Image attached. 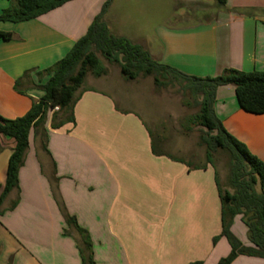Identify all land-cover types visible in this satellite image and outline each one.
I'll list each match as a JSON object with an SVG mask.
<instances>
[{"label": "crops", "instance_id": "obj_1", "mask_svg": "<svg viewBox=\"0 0 264 264\" xmlns=\"http://www.w3.org/2000/svg\"><path fill=\"white\" fill-rule=\"evenodd\" d=\"M106 1L72 0L29 21H0V32L13 35L0 37L2 117H22L44 96L33 85L45 84L50 75L36 72L70 52ZM10 5L0 0V15ZM105 20L113 34L190 76L264 71V0H114ZM30 70L35 71L22 79L26 93L21 94L16 81ZM105 79L86 80L75 125L52 129L50 114V154L31 131L19 173L20 202L9 210L17 198L13 191L1 208L0 264H82L52 195L53 162L69 213L92 237L96 264H218L231 246L225 237L213 243L222 232L215 169L193 170L187 161L156 156L154 119L149 123L138 109L123 108L120 102L127 104L129 97L106 89L112 86ZM214 108L227 131L264 162V114L241 109L233 85L219 87ZM14 146L0 135V187ZM232 232L252 245L242 215ZM232 264H264V259L239 256Z\"/></svg>", "mask_w": 264, "mask_h": 264}, {"label": "trees", "instance_id": "obj_2", "mask_svg": "<svg viewBox=\"0 0 264 264\" xmlns=\"http://www.w3.org/2000/svg\"><path fill=\"white\" fill-rule=\"evenodd\" d=\"M11 5L0 15V21L24 22L47 14L72 0H8ZM114 0H107L100 14L95 18L87 33L80 38L70 52L54 66L36 72L38 77L50 75L45 84H34L33 87L44 91V96L33 101L30 110L22 117L6 119L0 115V135L14 141L15 146L9 159L6 182L0 187L1 208L7 197L17 192L9 210H13L20 202L19 173L25 164L29 150V135L34 130L35 138L41 148L48 150L49 135L46 128L50 114L52 129H60L68 123L76 124L75 107L84 89L83 85L89 73L101 77L107 73L98 53L111 64L120 68L126 81L153 77L158 88L179 84L183 91L193 95V102L199 113L189 120L194 127H201V144L206 147L207 163L202 166L187 164L184 160L165 154L157 148L153 140V153L156 156H167L176 162L187 164L190 169L204 170L209 165L215 169L216 182L221 199L222 232L213 243L220 238H227L230 254L222 258L218 264H232L239 256H250L264 259V162L252 154L248 147L230 134L222 121L217 117L214 104L217 90L221 86H235L238 103L244 111L264 114V71L242 72L228 69L217 77L199 78L187 75L180 70L154 59L142 45L132 40L117 36L110 30L105 16ZM225 4V0H218ZM0 37L10 40L13 35L0 32ZM33 71H27L16 81L15 89L25 94L22 79ZM56 108H58L56 110ZM191 126V127H192ZM191 130V128L189 127ZM224 152L230 157V190L223 189L215 167V155ZM53 198L65 219L66 236L74 238L79 249L82 264H96L93 251V240L89 232L82 228L77 218L68 211L60 191V177L57 166L53 162V171L49 176ZM242 215L248 228V239L251 246L244 245L232 232L235 218ZM72 230L77 233L73 236ZM191 264H203L202 261Z\"/></svg>", "mask_w": 264, "mask_h": 264}, {"label": "rangeland", "instance_id": "obj_3", "mask_svg": "<svg viewBox=\"0 0 264 264\" xmlns=\"http://www.w3.org/2000/svg\"><path fill=\"white\" fill-rule=\"evenodd\" d=\"M98 57L107 69V73L101 77L109 80L112 86H105L106 89L117 90L116 92L125 93L129 97L127 104L120 102V105L123 108L138 109L148 122L154 119L156 128H153L156 138L153 140L158 149H160L158 140H162L165 154L187 161L193 166L207 163L206 147L200 140L204 129L193 127L189 123V120L199 113V108L194 105L193 95L189 91H183L179 84L158 88L153 77H141L134 82L126 81L121 75L119 66L109 63L101 53H98ZM95 78L99 77L89 73L86 78L87 84L92 83ZM215 167L223 189L230 190L229 155L224 152L217 153Z\"/></svg>", "mask_w": 264, "mask_h": 264}, {"label": "built area", "instance_id": "obj_4", "mask_svg": "<svg viewBox=\"0 0 264 264\" xmlns=\"http://www.w3.org/2000/svg\"><path fill=\"white\" fill-rule=\"evenodd\" d=\"M58 108H56V110H57Z\"/></svg>", "mask_w": 264, "mask_h": 264}]
</instances>
